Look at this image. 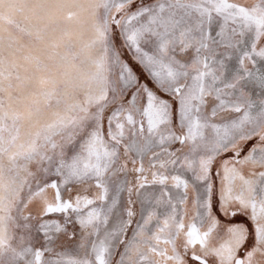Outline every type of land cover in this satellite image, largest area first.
I'll return each mask as SVG.
<instances>
[{
  "label": "snow or ice",
  "instance_id": "snow-or-ice-1",
  "mask_svg": "<svg viewBox=\"0 0 264 264\" xmlns=\"http://www.w3.org/2000/svg\"><path fill=\"white\" fill-rule=\"evenodd\" d=\"M0 264H264V0H0Z\"/></svg>",
  "mask_w": 264,
  "mask_h": 264
}]
</instances>
